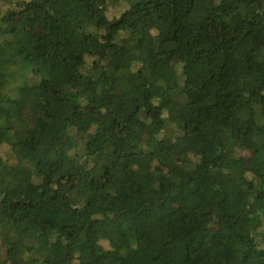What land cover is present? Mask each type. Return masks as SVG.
I'll return each instance as SVG.
<instances>
[{
    "label": "trees",
    "instance_id": "16d2710c",
    "mask_svg": "<svg viewBox=\"0 0 264 264\" xmlns=\"http://www.w3.org/2000/svg\"><path fill=\"white\" fill-rule=\"evenodd\" d=\"M0 264H264V0H0Z\"/></svg>",
    "mask_w": 264,
    "mask_h": 264
},
{
    "label": "rangeland",
    "instance_id": "374dc122",
    "mask_svg": "<svg viewBox=\"0 0 264 264\" xmlns=\"http://www.w3.org/2000/svg\"><path fill=\"white\" fill-rule=\"evenodd\" d=\"M114 18H115V17H114ZM28 121H29V123L31 124V126H34V122H35L34 119H31V120H30V117H28Z\"/></svg>",
    "mask_w": 264,
    "mask_h": 264
}]
</instances>
